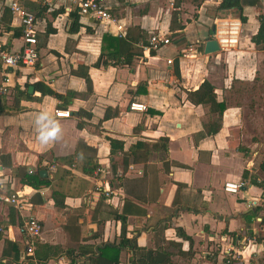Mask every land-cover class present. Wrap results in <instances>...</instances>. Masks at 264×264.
<instances>
[{"label": "crops", "instance_id": "crops-1", "mask_svg": "<svg viewBox=\"0 0 264 264\" xmlns=\"http://www.w3.org/2000/svg\"><path fill=\"white\" fill-rule=\"evenodd\" d=\"M8 2L0 0V44L17 52L20 26ZM40 2L24 3L35 16L37 61L8 70L7 92L0 96V179L2 193L23 191L30 204L23 214L39 221L41 233L33 254L25 255L20 217L0 202V264H88V256H100L108 245L118 248L116 264L130 263L133 246L167 258L165 264H223L226 250L264 264L258 234L264 152L249 151L241 139V109L227 103L233 86L254 82L264 59V50L251 42L264 0L259 8H242L236 47L209 55L203 45L213 38L214 21L238 20L235 11L217 9L221 0H106L112 24L79 16L64 0L43 11ZM104 34L137 50L151 34L168 44L153 54L141 50L127 65L95 67ZM203 81L224 105L220 128L211 135L205 132L213 114L187 99ZM130 102L145 111H129ZM41 111L62 128V139L47 146L36 140L34 114ZM110 140L121 149L112 151ZM27 170L47 186L22 184ZM105 182L108 199L94 192ZM238 182L243 187L237 193L223 190L224 183ZM109 210L119 218L109 217ZM7 242L19 248L15 262Z\"/></svg>", "mask_w": 264, "mask_h": 264}, {"label": "built area", "instance_id": "built-area-1", "mask_svg": "<svg viewBox=\"0 0 264 264\" xmlns=\"http://www.w3.org/2000/svg\"><path fill=\"white\" fill-rule=\"evenodd\" d=\"M27 0H9L7 8L9 14L14 19H17L20 26L21 33V48L17 52H9L0 44V69L2 70V78L0 85V96L6 94L7 81L6 72L8 70H14L18 68H32L37 61V41L35 38V16L32 12L24 7V3ZM60 0H41V5L47 10H52L57 6ZM70 6L74 7L72 12L79 16H86L94 20L95 22L103 23H115L114 18L110 15L109 9L106 6V0H64ZM120 27L117 26V30ZM214 29V41L218 47V50L222 53L228 52L237 45L238 36L240 32V22L234 19H218L213 23ZM168 44V40L158 35L151 34L147 42L140 45L142 51H156L160 47ZM188 51H191L188 49ZM187 50H182L181 54H185ZM184 57V55H182ZM11 60V63H9ZM170 61H167L169 63ZM128 110L134 112H144L145 106L139 103L130 102L128 104ZM54 115L59 118H68V112L55 111ZM28 174H32L31 170H27ZM1 178V177H0ZM0 202L10 206L20 217V233L25 239L24 253L31 256L35 250L36 239L40 236L41 225L39 221L31 214H23L29 211L30 204L25 199V194L22 190H15L10 194L2 193L4 189L2 185V179H0ZM243 187L242 182L238 183H224L223 190L227 193L235 194ZM262 197H264V180L261 181ZM94 192L101 195L103 198L108 199L112 195L108 183L105 182L102 185H95ZM260 223L259 232L262 233L261 245L264 252V223L258 220ZM254 240V239H253ZM223 264H258L256 262H250L237 258L232 254L231 250H226L223 253Z\"/></svg>", "mask_w": 264, "mask_h": 264}, {"label": "trees", "instance_id": "trees-1", "mask_svg": "<svg viewBox=\"0 0 264 264\" xmlns=\"http://www.w3.org/2000/svg\"><path fill=\"white\" fill-rule=\"evenodd\" d=\"M244 7H256L259 8L258 0H221L219 3L217 9L222 11H228L233 10L236 13H238V20L240 23L244 22V18L241 16V10ZM42 11L45 9L44 7H41ZM55 13H53L54 15ZM258 29L253 37H251L252 44L258 48L259 50H264V12H259L258 16ZM141 50L134 49V45L130 44V41H127L125 39L121 38H115L111 37L109 35H103L101 38V49H100V55L94 64L95 67H106L108 65H127L130 64L132 56L135 54H140ZM149 54H153V51H149ZM83 77H85L86 83L89 85V80L86 76V74H82ZM41 94L45 95H51L52 97L56 99H60L61 97L55 93H53L49 89H40ZM16 99L24 98L28 99L29 95L26 94H18L16 96ZM3 100V98H1ZM187 99L190 103L193 105H200V106H206L208 108L209 114H213L212 121L210 124L207 125L206 128V135L215 134L219 128H220V120H221V114L224 110V105L222 103H217L215 100V95L213 93V88L205 81H203L197 90L187 92ZM1 102V101H0ZM3 112V108L0 106V114ZM160 142L162 143L161 148L163 149L164 153H166V147H167V139H161ZM118 145V149H121L119 142H114L113 140H110V149L113 151L114 147ZM140 147H143L140 145ZM21 183L24 185L29 186L32 189H36L39 187L47 186V181L40 179L38 177V174H24L21 178ZM109 217L116 218L115 212L109 210L108 211ZM119 218V217H117ZM261 227V226H260ZM260 233V232H259ZM260 241L262 238V233H260ZM37 241V239H36ZM129 246H133L130 244V241L128 242ZM25 245V244H24ZM7 253L8 256L11 258L12 261H16L17 259V252L19 248L15 243L7 242ZM133 258L130 260L129 264H165L167 261V258H164L161 260L159 256L156 254H152L151 251H144L141 249L136 248L133 246ZM101 255L98 257L88 256L87 262L88 264H116V258L118 253V248L113 247L111 245H108L107 247H103L101 250H98ZM104 251H109L112 253V259L108 256H105ZM92 255V254H91ZM71 264L74 259H70ZM105 261V262H104ZM11 264V263H9Z\"/></svg>", "mask_w": 264, "mask_h": 264}, {"label": "rangeland", "instance_id": "rangeland-1", "mask_svg": "<svg viewBox=\"0 0 264 264\" xmlns=\"http://www.w3.org/2000/svg\"><path fill=\"white\" fill-rule=\"evenodd\" d=\"M214 37V29L212 33ZM228 104L239 106L242 116L241 139L249 148L264 152V59L257 67L254 82L236 84ZM251 149V150H250Z\"/></svg>", "mask_w": 264, "mask_h": 264}, {"label": "clouds", "instance_id": "clouds-1", "mask_svg": "<svg viewBox=\"0 0 264 264\" xmlns=\"http://www.w3.org/2000/svg\"><path fill=\"white\" fill-rule=\"evenodd\" d=\"M11 63V60H9ZM34 124L36 130V140L42 146L62 139V128L57 119L52 117L49 112L41 111L34 114Z\"/></svg>", "mask_w": 264, "mask_h": 264}, {"label": "water", "instance_id": "water-1", "mask_svg": "<svg viewBox=\"0 0 264 264\" xmlns=\"http://www.w3.org/2000/svg\"><path fill=\"white\" fill-rule=\"evenodd\" d=\"M219 50H218V47L216 45V42L214 41V39H209L207 41H205L204 45H203V53L204 54H214V53H217ZM28 93H31V88L29 87L28 88Z\"/></svg>", "mask_w": 264, "mask_h": 264}]
</instances>
